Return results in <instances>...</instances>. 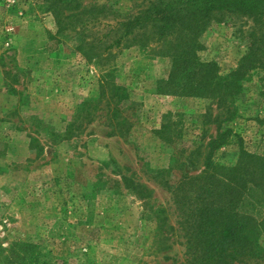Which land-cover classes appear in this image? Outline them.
<instances>
[{
	"label": "rangeland",
	"instance_id": "obj_1",
	"mask_svg": "<svg viewBox=\"0 0 264 264\" xmlns=\"http://www.w3.org/2000/svg\"><path fill=\"white\" fill-rule=\"evenodd\" d=\"M75 3L105 11L88 25L87 41L147 6ZM49 7L45 0H0V264L13 243L34 244L57 264H188L170 192L178 165L196 148L204 155L218 126L237 137L214 162L234 166L240 150L264 156V69H251L233 101L219 107L210 98L167 94L171 59L152 54L154 45L113 50L100 65L86 61L75 50L77 34L59 33ZM91 18L83 13L77 21ZM253 29L245 17L213 22L199 39L198 61L230 75ZM168 122L179 130L172 144L156 135ZM202 154L196 168L184 167L187 174L199 173ZM174 165L170 176L156 177ZM257 234L264 248V225Z\"/></svg>",
	"mask_w": 264,
	"mask_h": 264
},
{
	"label": "trees",
	"instance_id": "obj_2",
	"mask_svg": "<svg viewBox=\"0 0 264 264\" xmlns=\"http://www.w3.org/2000/svg\"><path fill=\"white\" fill-rule=\"evenodd\" d=\"M45 1L50 2L49 8L58 20V32L70 29L77 34L75 50L86 61L96 59L100 65L101 61H110L113 50L154 45L150 48L152 54L171 59V72L165 83L167 94L172 90V94L181 96L210 98L219 107L228 97L233 101L239 93V81L251 69H264V0H147L146 8L114 25L106 24V33L91 41L83 37L89 24H99L96 12L105 15L102 7L79 10L81 5L75 0ZM76 10L79 14H65ZM83 13L93 16V22L77 21ZM227 16L249 18L254 29L239 67L220 77L216 65L201 64L196 52L201 48V35L213 22H222ZM114 90L122 92L121 88ZM119 97H125L124 93ZM176 127L168 122L156 135L172 144L179 133ZM231 136L237 137L231 130L221 131L218 126L204 155L196 148L185 163L178 165L180 175L170 192L178 213L177 225L185 239L188 264H248L264 260V248L257 234L264 225V156L240 150L234 166L214 162V153L229 144ZM201 154L199 173L187 174L184 167L196 168ZM174 167L156 172V177L170 176ZM168 180L162 179L163 187L169 188ZM123 183L137 192L132 180L124 178ZM37 249L34 244L13 243L3 264H57L50 253L41 256ZM42 257L47 260L40 261Z\"/></svg>",
	"mask_w": 264,
	"mask_h": 264
}]
</instances>
